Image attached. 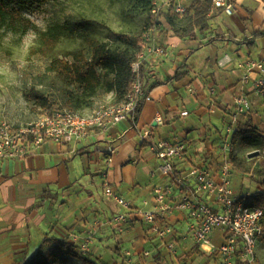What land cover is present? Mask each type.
<instances>
[{"label": "crops", "instance_id": "1", "mask_svg": "<svg viewBox=\"0 0 264 264\" xmlns=\"http://www.w3.org/2000/svg\"><path fill=\"white\" fill-rule=\"evenodd\" d=\"M183 1L191 7L195 0ZM230 2L232 13L214 6L209 28L197 30L193 38L177 36L171 25L165 34L156 32V42L170 54L144 61V98L135 123L127 119L78 142L47 141L22 159H0V264H27L49 249L46 240L66 241L76 245L78 252L91 230L96 236L89 259L98 264H181L184 259L192 264H222L216 251H208L225 242L221 228L213 231L209 245L201 246L188 231L186 213L175 211L168 216L176 233L175 247L169 249L135 212L127 222L114 223L111 218L122 208L106 195L105 186L136 206L146 199L152 205L153 187L165 179L159 171L161 160L150 145L161 139L186 142V157L176 161L178 173L192 165L214 163L229 112L247 89L238 64L264 59V36L252 45L216 38L251 39L264 30V0ZM105 102H115L114 94ZM263 106L254 100L240 123L251 118L264 133ZM95 108L88 107V113ZM158 111L163 125L155 121ZM109 144L116 147L110 163L106 160ZM256 186L254 182L240 194L254 193L256 188L264 192Z\"/></svg>", "mask_w": 264, "mask_h": 264}, {"label": "built area", "instance_id": "2", "mask_svg": "<svg viewBox=\"0 0 264 264\" xmlns=\"http://www.w3.org/2000/svg\"><path fill=\"white\" fill-rule=\"evenodd\" d=\"M216 8L233 12L230 0H213ZM188 6L183 0H152V14L159 15L168 11L179 18H184ZM212 14V13H210ZM143 49L132 62V70L137 77L130 92L120 102H109L96 107L89 113H82L70 108H57L44 112L36 120L16 126L10 122L0 123V159H22L47 141L68 144L81 141L96 131L104 133L124 120L136 122L139 100L144 96V87L140 78V69L150 56H169V49L156 42V32L146 31L142 36ZM243 68L242 82L247 87L239 94L229 112L226 135L221 138L219 155L213 164H196L188 170L178 173L176 161L186 157L185 141L161 139L153 142L150 149L161 160L159 171L165 182L153 187L154 201L151 205L146 199L136 206L131 200L119 195L109 185L105 186L107 196L113 198L122 208L111 219L114 223L128 221L130 213H137L150 225L161 243L174 249L176 235L168 222V216L175 211L185 212L188 231L201 246L209 245L213 231L221 228L225 242L216 250L222 264H260L257 249L264 238V208L247 201L255 196L249 191L235 194L232 189L234 167L230 157L234 152L233 133L240 123L241 116L247 115L253 108L254 100L264 102V59H249L239 63ZM215 112V110H213ZM157 125L164 124L161 112L156 113ZM148 129L143 135L147 138ZM106 160L110 163L116 147H106ZM216 165V166H215ZM155 173V172H154ZM95 231L91 230L79 244L80 252L86 254L95 243ZM171 237L170 239H168ZM131 252H127L130 255ZM150 253L146 251L145 256ZM181 264H192L184 259Z\"/></svg>", "mask_w": 264, "mask_h": 264}, {"label": "rangeland", "instance_id": "3", "mask_svg": "<svg viewBox=\"0 0 264 264\" xmlns=\"http://www.w3.org/2000/svg\"><path fill=\"white\" fill-rule=\"evenodd\" d=\"M22 15L32 22V26L26 32L7 22H0V123L7 121L16 126L34 121L46 112L34 100L29 99L28 92L32 88L55 93L62 108L75 110L66 105L65 91L77 92L79 87L73 85L65 88L60 78L48 73L47 67L52 60L57 58L72 60L73 52L83 53L90 59L93 48L98 43H106L113 49L124 50L132 55L133 48L123 41L122 35H128L133 39L140 37L148 25L151 23L154 25V22L160 32L165 34L169 26L163 16L158 20L153 19L152 22V19L147 20V12L141 9L133 12V5L125 0H47L23 8ZM81 19H89L92 22V28L85 37H61L55 41L49 37L50 26L66 20ZM99 71L102 72L101 69ZM109 94L112 95V93L98 95L91 107L106 104ZM262 104L264 105V102ZM262 108L264 111V106ZM75 111L88 113V107ZM256 150H260L258 156H248ZM233 153L245 161V171L234 168L233 191L240 194L241 189L244 191L250 188L254 182H257L256 187L261 185L252 175L256 170L264 168L263 151L255 147L235 145ZM248 178H251V181ZM255 190V194L261 192L260 188ZM252 198H249L251 203L254 202ZM57 253L49 264H84L82 259H88L90 254V252L83 254L80 251L77 252V256L69 255L67 252ZM257 253L260 264H264V238L258 245Z\"/></svg>", "mask_w": 264, "mask_h": 264}, {"label": "trees", "instance_id": "4", "mask_svg": "<svg viewBox=\"0 0 264 264\" xmlns=\"http://www.w3.org/2000/svg\"><path fill=\"white\" fill-rule=\"evenodd\" d=\"M47 0H0V22L21 28L26 32L32 26L30 19L22 15V9L41 4ZM133 5V12L139 9L148 13V18L158 20L163 16L169 25L172 26L174 33L182 38L195 36L197 30L205 32L209 28L211 11L214 7L213 0H195L188 8L184 18H179L173 12L168 11L159 15L152 14V0H125ZM153 18H152V17ZM154 19V20H153ZM152 24V23H151ZM149 24L143 34L148 30L157 32L159 27ZM92 28V22L89 19L66 20L63 23L52 25L48 28L49 37L57 40L61 37L81 38L85 37ZM142 34V36H143ZM142 36L135 39L128 35H122L123 41L133 48L132 55L124 50L113 49L106 43H98L93 48V53L89 59L80 52L71 54L72 60L57 58L50 62L47 67L48 73L54 74L60 78L65 88L76 85L79 91H65L67 93L66 105L76 109L91 107L95 98L100 94L113 93L115 102L124 100L130 92L137 74L132 70V62L137 59L138 54L143 49ZM264 36V30L255 32L251 39L238 40L233 36H218L217 39H229L239 44H254V40ZM102 70V72L99 71ZM144 69L141 66L140 78L142 79ZM29 99L34 100L47 112H52L56 107L60 108L61 103L55 93H47L43 90L32 88L28 92ZM144 97L139 100L137 112ZM56 108V109H57ZM137 120V116L136 119ZM233 145H241L249 148L255 147L261 149L264 154V133L253 123L251 118L239 123L232 137ZM231 165L239 170L245 171L244 159L236 156L234 153L230 157ZM264 188V168L256 170L252 175ZM253 205L264 208V192L253 196ZM49 243V249L32 258L27 264H49V261L57 256V252H67L69 255L77 256L76 245L67 243L63 240H55ZM84 264H98L89 258H83Z\"/></svg>", "mask_w": 264, "mask_h": 264}, {"label": "water", "instance_id": "5", "mask_svg": "<svg viewBox=\"0 0 264 264\" xmlns=\"http://www.w3.org/2000/svg\"><path fill=\"white\" fill-rule=\"evenodd\" d=\"M259 154H260V150H256V151L249 153L248 156L249 157H255V156H258Z\"/></svg>", "mask_w": 264, "mask_h": 264}]
</instances>
